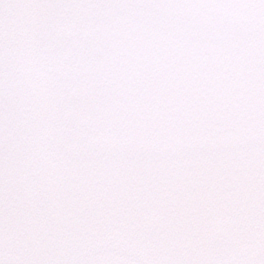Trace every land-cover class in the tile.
Instances as JSON below:
<instances>
[{"label": "snow or ice", "instance_id": "obj_1", "mask_svg": "<svg viewBox=\"0 0 264 264\" xmlns=\"http://www.w3.org/2000/svg\"><path fill=\"white\" fill-rule=\"evenodd\" d=\"M0 264H264V0H0Z\"/></svg>", "mask_w": 264, "mask_h": 264}]
</instances>
